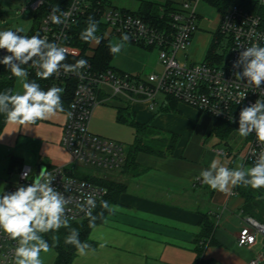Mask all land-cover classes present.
<instances>
[{
    "label": "built area",
    "instance_id": "1",
    "mask_svg": "<svg viewBox=\"0 0 264 264\" xmlns=\"http://www.w3.org/2000/svg\"><path fill=\"white\" fill-rule=\"evenodd\" d=\"M200 1L171 0L173 8L167 11L169 21L164 28L148 23L129 10L111 6L107 0H71L60 10L70 13L66 22L60 24L53 23L50 19L52 7L41 16L35 35L39 34L49 42L66 48L68 55L64 63L75 64L80 60L81 50L72 44L71 28L80 15L94 10L99 13L111 38L121 39L123 34H127L130 37L128 42L146 49H157L158 60L162 66L160 72L144 76L119 71L113 67L98 70L87 61V66L80 69L79 73L65 74L61 69L58 76L54 75L45 80L36 76L39 69L33 66L32 61L28 65H21L28 71V80H35L38 84L40 82L42 88L57 86L63 88V93L73 88L60 140L71 157V164L45 166V170L53 178V186L63 192L66 198H71L66 210L68 221L87 218L79 211V205L84 204L87 198H93L97 207L107 194L106 186L91 179H106L107 175L86 173L80 165L83 163L112 170L120 168L126 158L128 147L123 142L89 130L95 107L110 96H122L129 101L142 99L150 107L154 105L158 94L169 96L212 119L225 121L236 128H239L240 111L255 104L257 99L264 100V82L259 89L249 86L246 80L236 77V73H243V65L233 68V63L239 59L245 48L252 44L264 46V29L261 27L260 17L240 6H229L219 17L215 33H219L221 39L215 41V60L204 58L199 62L187 63L180 59V53L186 50L198 27L199 13L196 7ZM256 1L260 5L264 4V0ZM44 5H47L46 0L42 3L33 0L28 7L35 12ZM60 12L56 15H60ZM5 55L11 53L0 49V58L3 59ZM14 63L19 64V61ZM8 77L15 82L18 80L12 76L10 70ZM240 92H246V96L237 104ZM230 117L233 119L230 120ZM261 149H264V145L257 141L254 133L247 136L244 163L253 166ZM215 152L222 156L226 154L224 148H216ZM25 170H30L29 176L22 179L21 174ZM16 175V179L9 181L1 193L13 192L18 186L31 183L34 170L31 166L23 165ZM257 235L262 237L264 243V223L246 217L239 230L237 242L240 246L252 245ZM15 246V241L0 232V264H14L12 252ZM263 255L264 249L250 264H257Z\"/></svg>",
    "mask_w": 264,
    "mask_h": 264
},
{
    "label": "crops",
    "instance_id": "2",
    "mask_svg": "<svg viewBox=\"0 0 264 264\" xmlns=\"http://www.w3.org/2000/svg\"><path fill=\"white\" fill-rule=\"evenodd\" d=\"M146 1L163 5L166 0ZM138 6L134 9L121 8L135 11ZM196 8L199 13L198 27L186 50L180 53V59L187 63L199 62L206 57L218 25L217 22L212 27L208 18L210 13L217 14L215 8L202 0ZM111 39L123 46L110 62L115 69L144 76L162 70L155 48L146 49L115 37ZM156 66H160L161 70L156 71ZM101 104L114 107V121L131 129V140L128 144L123 142L127 147L134 140V128L127 122L116 120L118 108L124 107L128 108L136 121L155 129L145 139L155 142L162 154L139 151L133 160L125 158L123 165L117 168V174L106 173L107 178L126 188L120 193L118 202L110 205L111 212L103 223L90 230L89 239L96 242V248L88 249L85 255L77 251L72 264H194L195 238L200 233L204 214L214 221L212 240L210 244H205L203 251L207 264H250L252 259L263 253L264 243L260 235L249 246H240L237 242L245 218L251 217L242 208L245 200L240 192L242 188L232 187L229 192L223 193L212 190L197 179L200 171L207 169L213 159L234 169L232 160L224 159L223 162L214 150L216 144L230 137L234 131L226 138H220L210 132L213 124L210 116L181 102H176L175 109L171 110L163 95L155 98L152 107L145 100L129 101L122 96H110ZM62 112L65 116L37 122L51 125L49 129L45 127L43 136L34 138L35 133L31 131L35 129H24L25 133L34 134L28 136L32 140H40L42 156L37 165L71 164V157L70 160L67 157L69 153L60 143L66 120V111ZM173 134L177 135V142L174 149L169 151L166 141ZM211 137L216 140L213 144L209 141ZM224 146H229L227 141ZM11 155L14 154H10L9 158ZM63 161L67 163L62 164ZM242 163L245 164L244 160ZM7 185L8 182L0 193ZM260 198H264V195ZM52 251L44 264H53L56 252L54 249ZM257 264H264V255Z\"/></svg>",
    "mask_w": 264,
    "mask_h": 264
},
{
    "label": "clouds",
    "instance_id": "3",
    "mask_svg": "<svg viewBox=\"0 0 264 264\" xmlns=\"http://www.w3.org/2000/svg\"><path fill=\"white\" fill-rule=\"evenodd\" d=\"M39 2L42 3L43 0ZM57 12H60L58 6L52 8L50 14L52 22L56 24L66 22L70 13L60 12V15H56ZM22 31V29L0 31V49L11 53L0 59V64L5 65L22 86V92L12 93L10 89L0 92V114L5 116L8 124L31 126L38 121L48 120L64 110L61 98L64 90L57 86L43 90L35 80H28V71L21 65H28L29 61H32L33 66L39 69L36 76L46 80L54 75L58 76L61 69L65 74L79 73L80 69L87 66V61L80 59L75 64L64 63L68 55L66 48L49 42L46 37L39 34L31 37L23 35ZM97 31L98 23L89 17L87 27L81 32V39L86 42L99 41ZM121 40L128 42L130 37L123 34ZM122 48L123 46L118 43L109 44V50L113 55L118 54ZM14 61H19V64ZM239 65H243L244 70L242 74L236 73V77L259 89L264 82V46L252 44L245 48L239 59L233 63V68ZM245 96L246 92H240L237 104ZM231 119L233 118L230 117ZM237 131L241 137L254 133L257 141L264 145V100L257 99L255 104L240 111ZM29 171L25 170L21 178L27 179ZM197 179L212 190L223 193L240 185L262 189L264 149H261L254 165L248 168L242 165L234 169L228 168L213 159L207 169L200 171ZM52 181L51 174L41 169L26 186H18L13 192L0 193V232L16 242L12 252L14 264H44L42 253L47 254L51 251L44 234L69 227L66 210L71 198H66L63 192L58 191ZM95 207L96 201L93 198H87L84 204L79 205V211L89 218L90 225L94 224L96 219L92 215ZM102 207L111 211L107 201H102ZM64 242L74 246L81 255H85L90 248L89 244L80 241L76 228L70 229Z\"/></svg>",
    "mask_w": 264,
    "mask_h": 264
},
{
    "label": "trees",
    "instance_id": "4",
    "mask_svg": "<svg viewBox=\"0 0 264 264\" xmlns=\"http://www.w3.org/2000/svg\"><path fill=\"white\" fill-rule=\"evenodd\" d=\"M47 5H44L39 10L33 12V23L29 32L26 34L31 37L36 34L38 24L40 22L41 16L46 12L49 7H59V9H63L66 7L71 0H46ZM208 5L212 6L219 12L221 15L227 10V8L231 5H237L248 12L256 14L260 17L261 27L264 29V4L260 5L256 0H202ZM170 1L166 2L163 6V10L160 11L159 4L143 0L140 2L137 10L131 11L132 13L140 16L148 23L156 25L159 28L167 27L169 18L167 15V11L172 9L173 6ZM130 11V10H129ZM89 17H92L98 23V31L96 32V36L100 37L99 41H91L86 42L81 39V32L87 27V22ZM72 34V44L79 47L81 50V56L79 59H84L86 61H90L92 65L98 70H105L109 67L110 62L113 58V54L109 50L110 44V34L107 31L106 25L101 21L100 15L97 11L88 10L84 14L80 15L71 28ZM221 35L219 33H214L213 41L209 46V49L206 54L207 60H215L213 51L217 46L216 40H220ZM1 59V58H0ZM9 69L0 64V92H4L6 90H12L14 92L15 81L13 78L8 77ZM38 83V82H37ZM40 87L42 88L40 82ZM43 90H47L48 87H43ZM73 88L67 90V92L62 94V102H63V111L67 110L68 104L72 99ZM169 105V109H175V103L177 102L175 99L165 96ZM116 120L118 122H127L130 126L134 128V140L132 144H130L127 148L126 159L133 160L135 154L139 151L141 152H152L157 154H162L159 152V146L155 144V142L146 140L150 133L154 132L150 125L145 123H140L136 121L134 115L128 110L127 107L118 108L116 113ZM39 122V121H38ZM6 124L5 116L0 114V133L3 127ZM236 127L230 123L219 119H213V124L211 126V133L216 134L220 138H226L231 132H233ZM177 142V135L173 134L166 141V149L172 151ZM23 166V162L21 158L11 155L9 158V169L11 172H18ZM92 180L101 183L106 186L107 194L106 196L99 202L97 207L92 212V215L96 217L94 224L90 225L89 218H85L80 221H69V227L61 228L58 232H49L44 234V238L48 241L49 245L56 252V258L53 264H72L73 259L76 256L77 249L69 244H66L65 236L70 233V229L76 228L79 231V239L81 242L87 243L90 245L89 249L96 248V242L89 239L90 230L98 224H102L105 217L111 212L102 207V201H107L110 207L111 204H116L118 202V198L121 192L125 190V185L111 179H95ZM240 191L244 197L243 211L245 214L256 218L260 222H264V198H260L261 195H264V188L262 189H252L250 186L240 185ZM200 233L195 238V253H196V262L194 264H207L208 260L203 259V251L206 243L211 242L212 240V232L214 229V221L209 218L208 214H204L202 216V220L200 222ZM56 237L57 239H53Z\"/></svg>",
    "mask_w": 264,
    "mask_h": 264
},
{
    "label": "rangeland",
    "instance_id": "5",
    "mask_svg": "<svg viewBox=\"0 0 264 264\" xmlns=\"http://www.w3.org/2000/svg\"><path fill=\"white\" fill-rule=\"evenodd\" d=\"M33 0H0V31L3 30H17L22 29L23 35H26L33 23L34 14L33 11L28 7L29 3ZM171 0L164 1V4ZM108 4L111 6H116L118 8L121 7H130L132 9L136 8L139 5V0H107ZM130 3V4H128ZM163 4V5H164ZM163 5H161L160 11L163 10ZM24 8V11H22ZM210 13V12H209ZM209 15L208 18L211 20V26L215 27L218 22V17H220V13ZM111 38V37H110ZM112 44H115L116 41L111 39ZM157 50V49H156ZM155 53V51H153ZM158 55V52H157ZM152 59L154 57L152 56ZM154 62V61H152ZM151 62V63H152ZM160 63V62H159ZM154 66V63H152ZM161 66V64H160ZM160 66H156V71L161 70ZM114 68V67H113ZM148 73V72H146ZM22 92V86L17 80L14 86V92ZM159 96L161 94H158ZM114 113L115 109L112 106L108 105H97L92 113V117L90 120V130L104 137H108L114 140H120L128 144L131 140V129L124 125H119L114 121ZM65 114L63 112H58L53 117H60ZM51 117V118H53ZM50 118V119H51ZM40 123V122H39ZM37 124L38 126H17L6 123L0 133V191L4 184L9 181H14L16 179V173L11 172L9 169V155L14 154L18 155L22 158V162L24 164H28L31 166L32 170L35 169L37 165V161L42 156L41 144L40 140L35 139L32 140L30 137L33 133L28 134L25 133L24 129L33 128L35 129L34 138L38 136L45 135V129L51 128V125ZM41 125V126H40ZM46 127V128H45ZM37 128V129H36ZM238 128L234 130V132L230 135V137L223 139L219 144H216L214 150L216 148H224L226 151V155L222 156L216 153L220 160L225 162V160H232V164H234V168L243 166L244 168L251 167L249 164H243V156L247 147V137H241L238 134ZM34 135V134H33ZM30 136V137H28ZM210 143L213 144L216 142L214 137L209 139ZM227 141L229 146H224V142ZM69 157L70 160V156ZM34 158V159H30ZM225 159V160H224ZM65 164L67 161H63ZM59 164V163H58ZM61 165V164H59ZM82 170L86 173H95V174H103L108 173L109 175H115L118 173V169L107 170L101 167H94L90 165H80ZM50 252H53L52 249ZM50 252L47 254L42 253V259L45 263L46 260L50 258Z\"/></svg>",
    "mask_w": 264,
    "mask_h": 264
},
{
    "label": "water",
    "instance_id": "6",
    "mask_svg": "<svg viewBox=\"0 0 264 264\" xmlns=\"http://www.w3.org/2000/svg\"><path fill=\"white\" fill-rule=\"evenodd\" d=\"M41 169H45V165L44 164H38L35 167V169H34V177H35V175H38L39 174V172H40Z\"/></svg>",
    "mask_w": 264,
    "mask_h": 264
}]
</instances>
